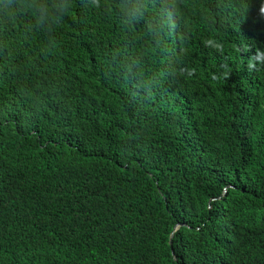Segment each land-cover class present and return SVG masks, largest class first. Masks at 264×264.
<instances>
[{
    "label": "trees",
    "instance_id": "trees-1",
    "mask_svg": "<svg viewBox=\"0 0 264 264\" xmlns=\"http://www.w3.org/2000/svg\"><path fill=\"white\" fill-rule=\"evenodd\" d=\"M221 1L0 0V264H264V0Z\"/></svg>",
    "mask_w": 264,
    "mask_h": 264
},
{
    "label": "clouds",
    "instance_id": "clouds-1",
    "mask_svg": "<svg viewBox=\"0 0 264 264\" xmlns=\"http://www.w3.org/2000/svg\"><path fill=\"white\" fill-rule=\"evenodd\" d=\"M228 2H223L221 0H217V11L213 18V22H221V23H236V11L227 9ZM185 38L181 34L177 33L174 29H168L167 27L158 32L155 36V51L153 55H165L173 52L181 43V41ZM172 232L169 234V238ZM170 243V239H168Z\"/></svg>",
    "mask_w": 264,
    "mask_h": 264
}]
</instances>
